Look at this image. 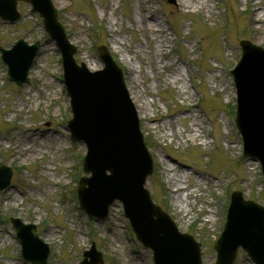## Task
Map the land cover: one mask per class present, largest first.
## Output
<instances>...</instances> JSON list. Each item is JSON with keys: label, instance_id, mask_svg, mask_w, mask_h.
I'll return each mask as SVG.
<instances>
[{"label": "rangeland", "instance_id": "1", "mask_svg": "<svg viewBox=\"0 0 264 264\" xmlns=\"http://www.w3.org/2000/svg\"><path fill=\"white\" fill-rule=\"evenodd\" d=\"M53 2L78 46L79 63L102 68L98 46L105 44L126 67L154 157L147 188L179 229L202 243L203 263L213 264V243L224 228L230 194L239 190L264 204L260 163L243 155L235 112L229 110L236 106L231 69L241 56L240 41L264 46V0ZM17 8L22 15L17 22L0 20V46L24 38L40 41L41 48L29 82L20 87L8 81L0 53V161L14 169L10 188L0 192V264H32L19 253L10 217L37 225L51 247L47 264H82L93 241L103 264H155L120 201L105 220L79 209L75 190L86 175L87 147L67 127L72 108L62 55L31 5L19 1ZM97 27L100 40L94 36ZM31 134L35 142L24 139ZM238 253L236 264H255L242 248Z\"/></svg>", "mask_w": 264, "mask_h": 264}, {"label": "water", "instance_id": "2", "mask_svg": "<svg viewBox=\"0 0 264 264\" xmlns=\"http://www.w3.org/2000/svg\"><path fill=\"white\" fill-rule=\"evenodd\" d=\"M27 1L33 4V11L44 16L49 35L63 51L65 79L75 114L69 127L73 136L86 141L89 148L84 166L93 175L83 177L78 187L82 209L106 218L109 206L115 199H121L138 239L153 248L157 264H202L200 243L193 236L181 234L144 188L146 178L153 172V160L144 144L137 110L121 68L105 46L100 47V56L106 64L104 70L92 73L85 64L78 66L73 58L76 48L69 44L63 26L57 21V10L51 0ZM16 3L17 0H0V17L17 20L20 14ZM39 46V42L29 45L20 39L12 49H1L9 64L11 81L19 84L28 81V71ZM241 46L243 60L233 70L239 96L236 122L245 141V154L260 160L264 170V49L249 41H243ZM253 50L259 52L263 63L253 61ZM11 176L12 170L0 163V191L10 185ZM227 212L225 230L215 243L218 251L215 264H235L239 246L257 264H264V206L235 192ZM12 223L23 244L21 253L25 259L46 263L49 248L34 234L36 226L26 225L19 218H13ZM94 249L95 246L86 253L93 256V261L85 259L84 264L102 262Z\"/></svg>", "mask_w": 264, "mask_h": 264}, {"label": "bare ground", "instance_id": "3", "mask_svg": "<svg viewBox=\"0 0 264 264\" xmlns=\"http://www.w3.org/2000/svg\"><path fill=\"white\" fill-rule=\"evenodd\" d=\"M255 9H256V8L254 7V10H255ZM145 18H146V17H145ZM149 18H150V17H149ZM151 18H152V17H151ZM151 18H150V19H151ZM142 20H143V19H142ZM256 20H258V19H256ZM146 21H149V19L146 20ZM173 131H174V129H172L171 132H173ZM173 133H174V132H173ZM35 137H36V135L31 134V135H26L24 139H25L26 141H28V142H35V139H34ZM42 143H43V142H42ZM29 149H30V148H28V150H29ZM186 178H188V173L186 174ZM199 181H202V180L200 179ZM183 187H184V185L181 183V188H183ZM174 188H175L176 190L179 189V188H180V184L175 185ZM188 194H189V193H188ZM188 194H187V195H188ZM178 201L180 202V201H182V200H178ZM188 205H189V204L186 203V207H185L184 205L181 204V208H182V210L186 211Z\"/></svg>", "mask_w": 264, "mask_h": 264}]
</instances>
